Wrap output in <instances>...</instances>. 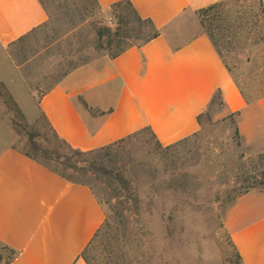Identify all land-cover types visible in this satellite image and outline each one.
I'll return each instance as SVG.
<instances>
[{"label":"crops","instance_id":"crops-1","mask_svg":"<svg viewBox=\"0 0 264 264\" xmlns=\"http://www.w3.org/2000/svg\"><path fill=\"white\" fill-rule=\"evenodd\" d=\"M119 1L96 0L102 9ZM129 1L160 35L114 59L101 55L44 91L37 108L55 133L88 151L149 127L167 146L198 133L197 116L210 114L211 97L220 90L219 117L239 111L242 148L249 156L264 154V96L247 104L207 36L188 22L223 0ZM48 19L40 0H0L1 74L15 70L10 45ZM104 221L89 187L66 181L17 149L0 148V256L16 254L8 264H86L81 254ZM224 226L243 264H264V193L237 198Z\"/></svg>","mask_w":264,"mask_h":264},{"label":"rangeland","instance_id":"rangeland-1","mask_svg":"<svg viewBox=\"0 0 264 264\" xmlns=\"http://www.w3.org/2000/svg\"><path fill=\"white\" fill-rule=\"evenodd\" d=\"M40 1L48 21L10 45L15 73H0V83L23 115L0 96V148L22 150L25 138L16 129L31 126L52 143L37 108L40 95L73 64L108 56L94 48V27L105 20L94 0ZM224 4L216 16L220 29L212 33L235 84L252 104L264 95V16L259 0ZM188 22L203 32L196 14ZM219 107L214 103L198 133L162 156L154 152L150 133L143 132L117 147L111 176L88 175L109 222L106 235L87 249L90 264L238 263L224 218L233 204L231 190L240 184L237 178L257 163L236 145L237 118L219 117ZM118 171L129 189L114 179ZM257 189L252 191L264 193L263 187ZM2 256L6 260L10 253Z\"/></svg>","mask_w":264,"mask_h":264},{"label":"trees","instance_id":"trees-1","mask_svg":"<svg viewBox=\"0 0 264 264\" xmlns=\"http://www.w3.org/2000/svg\"><path fill=\"white\" fill-rule=\"evenodd\" d=\"M226 1L227 0H223L214 3L196 11L195 13L203 29V34L207 36L218 54L219 51L217 49L212 31L215 28L220 29V20H217L216 16H219V11L223 8ZM94 2L100 14H103V18H105V20L102 19L98 21L94 27V48L97 51L105 52L109 58L114 59L131 47L140 48L160 35V30L153 24L152 20L141 17L129 0H122L113 3L106 9H102L97 4L96 0H94ZM259 5L261 6V11L264 16V7L261 1H259ZM89 62L90 60L86 59L79 63L73 64L68 70L64 72L63 77ZM239 93L245 102L250 104L240 91ZM0 96L5 99L7 104L11 105L15 114L23 119L20 109L17 107L13 98L7 92L5 86L2 83H0ZM263 96L264 95L261 97ZM261 97L257 98L255 101H258ZM80 101L85 109L89 110L92 114L96 113L88 108L82 99H80ZM214 103H218L220 106L223 105V97L220 90L215 91L211 97L210 104L213 105ZM239 114L240 112L237 111L229 114L228 117L237 118ZM41 118L44 120L50 132L52 133L53 142L50 143L44 134H42L34 126L29 127L28 130H26V128L21 130L16 129L17 133L19 135H23V138H25L23 148L22 150H19V152H21L25 157L48 169L52 173L62 177L66 181L89 187L92 192L93 187L91 183L88 182V175H98L99 173H104L107 176H111L114 172V169H112L114 156H116L117 147H119L121 144L129 142L131 139L142 134L143 132H149L151 137L154 139V152L162 156L163 152H168L174 149L176 146L188 139L185 138L173 144L163 146L157 141L151 129L149 127H144L109 145L93 150L82 151L71 147L66 141L61 139L48 124L43 114H41ZM203 118L209 119L208 112H203L197 116V121L200 128L202 127ZM235 130L236 135L239 138L237 127ZM236 145L237 147L241 146L240 142H237ZM242 156L243 155H241V157ZM251 161H255L257 164L251 166L250 170H245V172L243 171V176H241V178H237L240 184L232 188L231 192H233L234 195L231 197V202H234L237 198L252 190L260 191L257 189L259 186L264 188V170L259 169L261 166L264 167V154L256 156L253 160L251 159ZM171 176L172 178L170 180V185L173 187L176 185V183L173 173H171ZM114 179L123 187H125L126 190L129 189V183L123 177L121 172H116ZM229 195L230 194H228L227 197H230ZM135 200H137V197ZM136 209L138 211L137 206ZM107 228H109V222L108 218L105 217L103 225L97 231L88 247L81 254V257L86 262V264H90L88 257L86 256L87 249L96 238H102L104 235H106V231H104V229L106 230ZM231 245L237 257V264H243L241 257L232 242ZM7 251L10 253V256L5 260L6 264H8L16 255L13 251ZM1 260L2 257L0 256V261Z\"/></svg>","mask_w":264,"mask_h":264}]
</instances>
